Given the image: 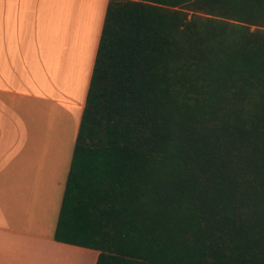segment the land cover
Masks as SVG:
<instances>
[{
    "label": "trees",
    "instance_id": "1",
    "mask_svg": "<svg viewBox=\"0 0 264 264\" xmlns=\"http://www.w3.org/2000/svg\"><path fill=\"white\" fill-rule=\"evenodd\" d=\"M55 240L264 264V0H110Z\"/></svg>",
    "mask_w": 264,
    "mask_h": 264
},
{
    "label": "crops",
    "instance_id": "2",
    "mask_svg": "<svg viewBox=\"0 0 264 264\" xmlns=\"http://www.w3.org/2000/svg\"><path fill=\"white\" fill-rule=\"evenodd\" d=\"M110 0H0V264H97L55 240Z\"/></svg>",
    "mask_w": 264,
    "mask_h": 264
}]
</instances>
